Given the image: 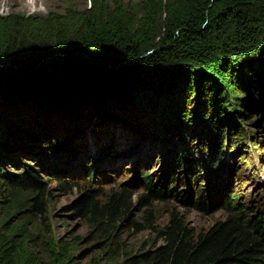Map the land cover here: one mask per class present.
<instances>
[{
	"label": "trees",
	"instance_id": "obj_1",
	"mask_svg": "<svg viewBox=\"0 0 264 264\" xmlns=\"http://www.w3.org/2000/svg\"><path fill=\"white\" fill-rule=\"evenodd\" d=\"M121 2L91 0L72 18L0 16V264H77L67 243L51 241L48 228L35 222V215L48 208L44 186L48 175L65 185V191L81 176L89 178L72 208L99 229L101 243L107 245L108 261L98 258L93 264H264L263 208L250 214L242 202L235 203L232 185L220 205L233 208L235 203L238 212L208 228L191 226L174 210L160 223L148 207L139 221L132 216L133 186L105 192L91 184L128 170L110 163L103 176L97 175L96 159L82 140L91 128L84 118L73 117L70 140L52 146L54 152L69 148L73 156L61 152L49 164L45 160L50 157L36 153L39 143H50L47 135L56 127H45L41 110L37 115L22 114L27 111L26 98L58 105L89 98L91 116L104 102L98 121L119 117L154 134L141 159L145 167L157 162L163 168L151 174L149 167L135 177L146 192L140 202L183 196L184 204L206 211L214 205L208 197H215L216 189L209 186L206 194L202 173L206 171L214 183L233 139H243V130H235L237 115L264 123V114L249 119L250 112L241 116L238 111L233 129L226 126L231 99L246 95L254 102L264 100L262 89L254 93L264 86V0H221L219 5L215 0H143L142 25L126 17ZM118 96L132 103L131 114L117 109ZM235 105L239 109L241 104ZM115 129L100 135L104 149L111 151L116 145L134 152L132 147L143 145L140 136L133 139L130 133L116 137ZM232 130L237 131L235 137ZM29 160L38 168L33 169ZM99 162L109 164L101 157ZM140 162L126 165L134 171ZM126 223L155 236L136 252H121L115 233Z\"/></svg>",
	"mask_w": 264,
	"mask_h": 264
},
{
	"label": "rangeland",
	"instance_id": "obj_2",
	"mask_svg": "<svg viewBox=\"0 0 264 264\" xmlns=\"http://www.w3.org/2000/svg\"><path fill=\"white\" fill-rule=\"evenodd\" d=\"M90 3L91 0H0V16L13 17L15 15H23L25 17H33V19L39 18L42 20H48L49 18L55 19L57 16L72 18L76 13H80L81 10L89 7ZM121 3L126 9L127 18L131 17L138 25L144 23L146 14L143 9V0H122ZM215 3L219 5L221 0H215ZM222 37L223 36H220L221 39ZM259 90H261V96L264 99V86L262 88H255L254 93ZM35 101L34 98H26L24 105L26 106L25 110L27 111L22 114H36L37 111L41 110L42 119H40L44 121L45 127L48 129V126L51 124L56 127L53 135H47L48 138H52L48 139V142L50 143H45V146L48 148L50 147V149L45 148L44 145H40L41 143H39L38 150H35L36 153L41 155L43 152L47 155L46 157H50L49 160H45L49 164L54 161L56 162L55 158L59 157L61 152H63L64 156H73L74 153H71L72 151L69 150V148L66 149L67 151L54 152V147L52 146L57 143L64 145V142L70 140L74 133L73 129L75 130L74 126H72L74 123L72 119L73 117L84 118L83 122L87 123L86 125L91 126V128L87 127V131L82 135V137H84L82 140L86 145V148L91 151L88 153L93 155L96 159V165L99 167L97 175L103 176V168L109 167L110 163H114L117 167L123 166L124 168L125 166L126 170H128H121L122 172H117L116 174L109 173L110 176L106 178V181H93L91 184L105 192H109V190L113 188H122L123 186L131 189L130 187L133 186V189H131L133 192L131 198L133 210L132 216L136 220L138 219L140 221L139 217L146 207L152 208L153 211H155V216L160 223L166 222L171 211L174 210L180 213L191 226L201 229L208 228L215 221L223 219L233 212H238L235 209V203L237 201L242 202L245 210H248L250 214L259 211L260 208H263L262 210L264 211V123L263 121L260 122V124L252 123L251 121L248 122L247 120L238 118V115L237 118L235 116L238 111H241V116H243V111H247V113L250 112L249 119L252 117L261 119L262 114H264V100L262 99L258 100L259 103L257 101L254 102V100H248L246 95L242 96V98L240 96L239 98L231 99L229 105L230 121L226 122V126H228L230 130L231 127L233 129L235 124H232L231 122L236 118L238 120V125L235 130H243V134L245 135L243 139H233V144L231 142L232 146L229 148L230 151L227 152L226 161L218 167V176L214 183L211 184L209 181L210 178L207 177L208 173L203 171V187L206 190V194H210L209 186L214 185L216 189L215 197H212L211 195L208 197L210 201L214 202V205L211 204L206 211L198 210L192 205L184 204L182 200L185 198L183 196L175 198L174 195H172L170 198H165L152 204L148 202H140L141 196L146 192L141 185H138L140 181L138 180L139 178L135 179V177L141 175L139 173L147 170L149 167L151 168H149L148 171H151V174L153 172L154 174L155 172L161 173L163 168V164L157 162H153L151 165L145 167V161L143 158L141 159L142 151L144 157L147 148L151 145L148 138L154 136L153 133L149 134L144 133L139 129L137 130V128L130 126L125 119L119 117H110L109 120L104 122L102 120L101 122L98 121L105 108L104 102L99 103L96 110H94L95 112L99 110V112L91 116V110H93L91 104L93 103L89 98H84L82 102H79L78 100H69L64 105H58L52 101L47 103L43 101L42 103L36 104ZM45 103L47 104L46 107L44 106ZM116 103L117 109L120 110L122 114H127V112L131 114L130 112L133 111V105L128 98L118 96ZM236 103L241 104L239 109L235 108ZM42 107L45 109H42ZM127 120L130 119L127 118ZM135 120L138 121V118L134 119V121ZM68 125L72 126V130H67ZM114 129L117 130L115 136L118 138L122 135L121 132L123 134L130 133L131 136L129 137L133 139L140 136L142 140H139V142H142L143 145L139 147L138 143L136 146L132 147V150L136 147L134 152L126 149L125 146L119 148L115 147L116 145L113 146L111 151L104 149L103 146L105 142L103 140L99 141L100 135H102V133L103 135L107 134L110 131L115 132ZM235 130H232L234 137L235 134H237V131ZM197 131L203 136L201 129H197ZM133 134H136V136H132ZM80 141L81 140L78 142ZM99 145L102 147H98ZM35 146L36 145H34V147ZM195 147L198 148L200 146L196 143ZM52 150L54 153H52ZM113 150L114 152H112ZM195 150H197V155L201 156V152L198 149ZM39 154L37 157H40ZM119 156H122V158ZM100 157L101 161L105 160L106 162H109V164L106 165L103 162L99 164ZM244 157L245 159H242ZM29 161L31 162V167L33 169L38 168L34 161ZM137 161L141 162L140 165H137L134 168V171L133 168L126 165L129 162ZM58 163L57 160V164ZM11 169L14 170L13 168ZM42 174L46 175L45 172ZM87 179L89 178L85 179L81 176L77 179L76 182L78 183L76 186L69 191H67V189L65 191V185H60V187L59 182L55 180L53 175H48V179H46L44 184V186H47L45 193L48 208L45 213L35 215V222L41 223L48 228V236L53 237L51 241L56 242L63 240L64 243H67V246L70 247V250L75 255L74 257L77 264H93V261L98 258H100L102 263H105L108 261V255L105 253L107 245L101 243L99 229L92 226L86 218L76 214L72 208V205L83 195L88 184ZM231 185L232 187L230 188ZM229 188L235 201L233 208L225 207L222 204L220 205L223 199L222 194L228 191ZM154 236L155 233L153 231H140L131 224L126 223L121 224V227L118 228L115 233V240L120 244L119 251L136 252L143 248L145 241Z\"/></svg>",
	"mask_w": 264,
	"mask_h": 264
}]
</instances>
